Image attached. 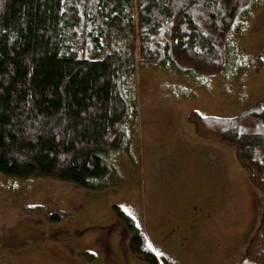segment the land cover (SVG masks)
<instances>
[{"label":"trees","instance_id":"16d2710c","mask_svg":"<svg viewBox=\"0 0 264 264\" xmlns=\"http://www.w3.org/2000/svg\"><path fill=\"white\" fill-rule=\"evenodd\" d=\"M253 2L0 0V176L107 188L112 154L124 148L137 113L128 81L138 65L222 74ZM251 60L255 71L263 68L261 53ZM189 119L199 134L234 145L264 191L263 103L234 116L192 110ZM129 242L137 258L162 264L143 233ZM237 264H264V209Z\"/></svg>","mask_w":264,"mask_h":264},{"label":"rangeland","instance_id":"374dc122","mask_svg":"<svg viewBox=\"0 0 264 264\" xmlns=\"http://www.w3.org/2000/svg\"><path fill=\"white\" fill-rule=\"evenodd\" d=\"M258 53L264 0L243 16L222 74L138 65L127 86L137 113L112 154L107 188L0 176V264H147L130 250L134 232L162 264H237L261 224L264 191L236 147L199 134L189 114L234 116L264 104ZM56 213L62 220L49 218Z\"/></svg>","mask_w":264,"mask_h":264}]
</instances>
